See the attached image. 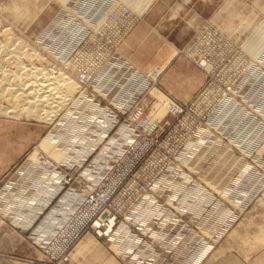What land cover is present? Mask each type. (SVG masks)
<instances>
[{"label":"rangeland","instance_id":"obj_1","mask_svg":"<svg viewBox=\"0 0 264 264\" xmlns=\"http://www.w3.org/2000/svg\"><path fill=\"white\" fill-rule=\"evenodd\" d=\"M126 1L128 2V0H70L63 4L58 0H29L27 2L30 7L26 5L27 3L24 7L21 0H0V42L4 41L3 39L6 40L5 32L12 33L11 35L17 43L16 48H20L24 52V55L20 57V61L24 62V65H29V68L35 65L37 69L53 68V75H58L64 69L65 71L62 72L73 79L77 85L75 97L69 99L66 106L64 105L57 112L59 115L57 114L52 120L46 121L23 113L17 102L9 98V90L8 94L0 96V167L3 173L0 181V193L3 190H10L9 193L12 191L14 179L19 176L17 172L25 162L35 163V158L39 159L38 163L33 165L35 168L42 167V163L39 162L43 160L51 163L50 153L39 147L41 142L49 136L50 139H54H52L53 143L56 144L64 135L76 134L71 137L72 141L77 144L74 145L76 148L70 149L71 152L65 159L67 162L61 163L63 166L60 165L62 168H59L60 174L63 175L61 177H65L63 171L66 166H71L74 173L83 172L93 156L103 148L102 145H99L107 143L115 135L120 126L116 125L118 114H124L139 107L138 109L145 110L146 114L150 116L152 105L162 95L177 104L192 108L193 113L202 105L199 109L204 108L205 112L201 116V122L207 126L204 146L197 151H188V163H190L188 164V196H178L180 202H177V205L178 203L183 205L182 210L155 214L156 222L161 223L163 227L160 229L166 231L161 237L165 244L158 242L156 245L163 250L161 251L163 254L168 255L169 260L173 257V250L169 249L167 245L176 246L180 233L188 238L184 236V240L179 243L181 246L174 256L175 261L174 259L165 261L164 257L161 255L158 257L154 252L152 257L157 256L158 262L153 260L151 264H160V262H162L161 264H193V258L183 256V254L188 249V242H194L197 237H200L199 240L204 239L207 243L213 242L208 253L199 260V264H209L219 254L227 252L235 253L246 264L247 262L256 264L260 258H264V43L259 46L260 50L256 52L257 55L255 52L251 54L248 51H250L249 48L254 39L261 37V42H264V0H144L147 6L143 0H139L140 2L137 4L141 2L143 4L139 10L137 7L135 10L133 9L135 8L134 0L129 5L124 4ZM34 12L37 13L33 15ZM56 13L57 16L49 23ZM15 14L21 17L18 18ZM41 17L43 18L40 19ZM234 19L235 21H230ZM231 22L232 24H230ZM167 46L178 51L176 56L166 65H161L158 59L151 63L156 51ZM13 48L12 50H14ZM120 50L124 56H120ZM30 51L38 55L34 58L36 60L25 56V52L30 53ZM120 57L134 59L139 67L146 68L144 70L157 68L155 74L160 77H157L155 87L150 88L151 84L147 83V88L150 89L146 90L140 98L129 101H124L123 97H119V94H123L120 84L115 87V84L111 85L113 78L109 76L104 78L103 87L107 89L111 97L101 94V98L106 101L96 100L98 97L91 94L88 99H93L91 100L93 104L98 102L111 109L114 115L112 124L114 129L106 141L102 142L103 138H98L96 145H93L88 155L78 157L76 150L83 149V145L79 146V142H85L86 139L78 136L79 132L75 124L77 121L71 119L75 118L73 109L80 93L82 81L90 76L97 78L96 75L99 71L110 69L111 63L115 64L121 61ZM40 58L43 61L40 62ZM67 64L70 67L73 65L72 67L79 72L89 67L90 70L89 73L82 75V79L77 75L78 73L71 71ZM149 64H152L153 68L147 66ZM6 65L0 63V66L7 70L6 74L2 73L3 77L8 75L9 71H16V67H13L16 64L10 63L9 65L8 62L10 67ZM134 65L137 69L142 70L136 64ZM117 69L119 70L118 78L121 79L120 71L124 67L122 65L120 69ZM112 71L117 72L114 69ZM35 72L37 76L32 75L35 76L32 78L38 80L36 77L39 76V72L37 70ZM23 76V79L25 77L27 79L26 75ZM92 78L89 81L91 83L95 82ZM40 79L41 75L38 81ZM2 82L1 79L0 84ZM211 93L212 100L209 101L207 98L209 106H206L207 102L204 98ZM221 95L223 96L220 97L222 100L219 103L217 100L215 102L214 97ZM151 96L154 97V100L147 98ZM123 102H126L127 106ZM223 102L228 107L219 109L218 106ZM14 106H18V108ZM1 110L10 111L4 113L5 111ZM19 110L20 113L22 112L21 114ZM38 112L37 110L36 113ZM43 112L42 114H45ZM165 116L168 117L167 112L163 118H166ZM230 122L231 125L228 126L227 124ZM200 125L201 123H188L190 138L197 139V128ZM65 126L69 127L65 129ZM72 126H75L76 129L74 130L75 127ZM86 138L88 139V137ZM98 147L100 149L93 153ZM161 148L163 150L160 149L157 153L166 155L168 150L164 147ZM164 167L165 170L169 169V163H164ZM138 168L139 166L134 169V172ZM240 186H242L243 192L238 196H233L234 190ZM62 190L65 189L62 188ZM62 190L53 198L51 205L49 204V207L43 211H38L35 208L37 206L29 204L28 201L24 204L25 206L17 208V210L22 208V211L15 210V213L11 215L8 212H3L2 209L14 196L8 195L5 199L0 200V230L9 225L12 230L23 235L27 246L34 253L26 264H132L131 261L118 256L114 252V244L111 241H105L108 240L105 237H98L92 228L88 229L89 233L72 251V260L69 263H61V261L50 263V257L45 254L44 244H41V239L38 240L36 232L46 223L50 208L53 209L67 193ZM27 204L29 206H26ZM224 207L229 209L228 214L232 218H225L227 225L215 230L213 228L219 222V218L215 217V214ZM122 213L125 215L122 216L124 221L131 220L138 223L134 220L137 212L122 211ZM179 214H182L184 219H180ZM157 227L156 224V229ZM146 228L142 229L146 230ZM151 229H154V226ZM259 237L261 238L259 239ZM88 240L90 243L92 242V251L83 248L82 244Z\"/></svg>","mask_w":264,"mask_h":264},{"label":"bare ground","instance_id":"obj_2","mask_svg":"<svg viewBox=\"0 0 264 264\" xmlns=\"http://www.w3.org/2000/svg\"><path fill=\"white\" fill-rule=\"evenodd\" d=\"M21 1L23 4L22 6H24V7H26L25 6L26 3H27L26 5L29 4L27 2L29 0H27V1L21 0ZM58 1L64 4L67 1L69 2L70 0H58ZM134 1H135L133 3V6H135V8H133L134 10L136 9V7L138 8V10L140 9V7L141 8L143 7L142 2L140 4H137L140 1L139 0H134ZM132 2H133V0H128V2L126 1V3L124 2V4L129 5ZM143 3L145 4V1ZM122 4H123V2L121 3V5ZM118 6H120V5H118ZM229 6H231V5H229ZM23 8H22V10H23ZM41 8H43V7L41 6ZM144 9H146V8H144ZM114 11H116V10H114ZM140 11H139V13H140ZM37 12H34L33 15H35V13H37ZM57 13L49 21V23L57 16ZM110 13H111V10H110ZM121 14H123V13H121ZM15 15H17L18 18L23 16L20 13H19V15H21V16H19L18 14H15ZM36 17H39V16H36ZM42 18L43 17H41L40 19H42ZM107 18H106V20H107ZM32 20H33V18H32ZM36 20H35V22H36ZM243 20L245 21V19H243ZM37 21H39V19ZM230 21H235V19L230 20ZM244 21H243V24H244ZM248 21H249V18H248ZM240 22L242 23V21H240ZM230 24H232V22ZM223 26H224V24H223ZM238 29H239V27H238ZM238 33H240V32H238ZM5 34L6 35H4V36L6 37V40L3 39L4 41L0 42V63L2 62V64H7V65H8V62H9V65H10V63L16 64V66L15 65L13 66V67H16V71H9L7 73L8 75H5V77H3L4 75H2V73L6 74L7 70L4 69L3 66L2 67L0 66V73H1L0 74V81H1V79L3 80V82H2L3 84L2 83L0 84V89H1L0 90V96L8 94V90H9V95H8L9 98L12 101L17 102V105L20 107L19 109L21 111H23V113H25L26 115H29V116H35L37 119H40V120L43 119L44 121L52 120L53 117L58 114L57 112H59L62 109V107L67 103V101L69 99H72L74 94L77 92L76 83L73 81V79H71L69 76H67L65 73L62 72L64 69L61 71L59 70L60 72L58 73V75H53L52 74L53 68L47 69V68L43 67L42 69H40V68L37 69L35 67V65H33L34 67H31V68L28 67L29 65L28 66L24 65V62L22 63V61H20V59H21L20 57H21V55H24V52L20 48H16L17 43H16V40H14V37H12V35H11L12 33L10 34L9 32H5ZM233 34H234V32H233ZM254 35H256V34H254ZM4 36H2V37L4 38ZM260 38H256L252 41V43H251L252 45L250 46V48H249L250 51H248V53L250 52L251 54H254V52L256 53L257 51L260 50L259 46L261 45V43H264V42H261ZM247 42H248V40H247ZM247 42H246V44H247ZM19 45H21V44H19ZM18 47H20V46H18ZM12 48L14 50H12ZM21 48L23 49V47H21ZM261 48H262V46H261ZM245 49H247V48H245ZM177 52L178 51L176 49H174L170 46L164 47V48L160 49L159 51H156V53L154 54V59L152 60L151 63H154L158 59L160 61L159 63H161V65L162 64L166 65L176 56ZM25 53H26L25 56L27 55V57L31 60L34 59L35 56L38 57V55L31 53V51H30V53L29 52H25ZM261 53H262V50H261ZM119 54H120V56H124L122 53V50H120ZM256 55H257V53H256ZM254 58H257V57H254ZM40 59L41 60L38 59L40 62L43 61L42 58H40ZM120 59H121V61H118L115 64L111 63L110 69H104L102 71H99V73L96 75L97 78H92V76H90L89 78L87 77L84 81H82V85H81L80 90H79L80 93L78 95V98L76 99L77 101L75 103V108L73 109V112H75V114H74L75 118L71 119V120H75V122L77 121V123H75V124H76L78 132H79V133L77 132L78 136L84 137V139H86L85 142H82V143L79 142V144H80L79 146L83 145V149H77L76 150L78 157H83V156H85V154L88 155L90 153V151L92 150L93 145L94 146L96 145V141L98 140V138L102 137L104 140L105 137H108L111 129H113L112 124H113V120H114V115H113V112L111 111V109L107 105L102 106L97 101H96L97 102L96 104H93V102L91 101L93 99H88V96L91 94H93L97 97H102L103 94L108 95V96L111 95L108 93L107 89L103 87L102 82H103L104 78L109 76V77L113 78V81H111L112 82L111 85L115 84L114 86L117 87L120 84L122 86L121 88H123V94H119L120 95L119 97H123L124 101H129V100H132L135 98L136 99L140 98L145 93L146 90L148 91V89H150L151 87H155L157 84V77L158 76H157V74H155V72L157 71L156 70L157 68H155L153 70H144L146 68L142 69L141 67H139V65H137V63L135 62L134 59H129V58L124 59V57H120ZM34 60H36V59H34ZM134 64H136L142 70L134 67L135 66ZM122 65H123L124 69L122 71H120L121 79H119L118 78L119 70L117 68L120 69ZM151 65L149 64L147 66L150 67ZM67 66H68V64H67ZM72 66L71 67L68 66V68L70 67L71 71L78 73L77 75H79V77H82V75H84V73H89V70H90V67H89V68L82 69L81 72H79L78 70H76ZM154 67H155V65H154ZM33 68L35 69V71L37 70L39 72V76L41 75L40 81H38L39 76L36 77V78H38V80L33 79L35 76H32V75L37 74L35 71L34 72L36 74L33 72ZM68 68H67V70H69ZM78 68H81V67H78ZM112 69L117 70V72H113ZM10 70H13V69H10ZM96 70H98V69H96ZM54 71H55V69H54ZM32 73H34V74H32ZM23 75H26L27 79H25L26 77L23 79L22 78ZM28 77H29V79H28ZM159 77H160V75H159ZM91 78L94 79L95 82H92V83L89 82L91 80ZM14 79H17V80H14ZM82 79H83V77H82ZM232 82H234V81H232ZM147 83L151 84L150 88H147ZM99 88H100V91H99ZM101 94H102V96H101ZM146 96H149V95H146ZM153 96L147 97V98L154 100ZM211 97H213L212 93L208 97H205L204 100H206V102L208 100L211 101L212 100ZM220 97H223V96L222 95L221 96H215L214 97L215 102L217 100V102L219 103V101L222 100V98H220ZM207 98H208V100H207ZM102 99L104 101H106L104 98H102ZM155 99L157 100L158 98H155ZM84 101H86V102H85V104H83L84 105L83 106L82 103ZM109 103H111V102H109ZM109 103H107V104H109ZM123 104L127 106L126 102H123ZM202 104H203V102H202ZM18 106L17 107L14 106V107L18 108ZM152 106H153L152 107V114L151 115L149 114L150 116H148L146 114L145 110L143 111V110L138 109L139 107L138 108L136 107L137 109L131 110L130 120L122 123L119 126L115 135L111 139H109V141L107 143H105V144L101 143L100 144V146L102 145V147H103V148H101V151L92 158L93 162L91 161L92 159L90 160L89 163H91V162L92 163L87 167V169H85L83 172L80 173L82 175V177L86 178V188H89L91 190H95L97 188L102 189V191H103L102 197L97 201L96 205L94 207H88L86 209H83L82 211H79V212L74 214L75 202L78 201L81 197L84 198V204L86 206H91L93 203H95V199L93 198V196H89V195H85V194L82 196V194L84 192V188H79V189H76L74 191L72 190V192H70V193H66L59 200L58 204L53 209L50 210V212L48 213L47 219H46V223L36 232L38 240L41 239L42 240L41 244H44L45 254L48 255L50 258L59 256L62 253L63 249H65L66 246H68L71 243V241L73 239H75L77 236H78L79 240L74 245V248L80 243V241L84 238V236L87 233H89V231L86 230L87 222L89 221L90 217L94 214L95 208L100 207L101 205H103L105 203V201L113 193V190L116 188V184L119 183L122 180V178L125 176V174L128 172V170H130L132 168L135 161H137L142 156V154L145 151H147L153 145V139L156 136L155 131L165 129L167 126L171 125V122L173 124L174 120L176 119V113L178 114V113H180V111H182V110L185 111L187 109V107H184L183 105L177 104V103L171 101L169 98H166V97L164 98L163 95H162V97H160V99L155 101L154 105H152ZM201 106L202 105H200L196 109L195 113L192 112V108H191V112L190 113L188 112V114H186L184 116V118L178 123L176 128L172 131V133L169 137L170 140L162 141L160 143V145L155 150L156 152L154 151L153 154L148 158L147 162H145L143 164V167L140 170V172L137 174L136 178L133 181H131V183H129L127 185V187L124 189V191L120 195H118L116 197V199L113 203L114 209L117 211H120V212H122V211H129V212L136 211L137 216L135 217L134 220L138 222V223L132 222L131 220L124 221L123 225L120 228H118L117 232L114 233L109 238V240H105V241H111L114 244V247H115V248L113 247L115 249L114 252L118 256H121V258H123V255H122L123 252H125L127 249H131V248L135 247L138 244L137 240L140 241L138 238H135V237H133L134 239L131 238V236L134 235L133 229H132V226H133L132 223H135L138 226H142L141 228L145 229L146 227H148L149 224L156 222L157 217H155V214L157 213V210H155L153 208L152 201L157 196L163 195L166 189L170 190L169 191L170 194L165 197V203H167V204H169V202L171 200L175 199L178 196L179 197L180 196H183V197L188 196V190H189L188 189V182H189L188 181V179H189V177H188V164H190V163H188V151H192V150L197 151L198 149H201L204 146V137H205L206 127H207V126H204L201 122V116L205 112L204 108L199 109ZM206 106H209L208 102H207ZM0 107H1V105H0ZM218 107H219V109H221V108L228 107V105H225V103L223 102ZM15 108L13 109V111L15 110ZM16 110H18V109H16ZM20 110H19V113H20ZM37 110L39 111L38 113H36ZM1 111L4 112L5 110L4 111L1 110ZM6 111L9 112L10 110L9 111L6 110ZM6 111L4 113H6ZM41 111L42 112L44 111L43 113H45L46 115L42 114ZM166 112L168 113V117L165 116L166 118H163V116H164V114H166ZM222 112H224V111H222ZM228 117H229V115H228ZM69 120H70V118H69ZM68 122H70V121H68ZM188 123H201L200 127L197 128V139H193V138H190L188 136ZM75 124L73 123V125H75ZM116 125H118V123H116ZM227 125L230 126L231 122ZM67 127H69V126H67ZM67 127L65 126V129ZM72 127H75V126H72ZM73 129L75 130L76 127ZM68 131H70V129ZM229 131H230V129H229ZM207 132H208V129H207ZM75 135H76L75 133L74 134L70 133L68 135H64L59 140V142H56V144L53 143L54 139L53 138H52L53 140L50 139V136L41 142L39 147L42 150L47 151V153H50L51 156L50 155L49 156L51 158V163L47 162L46 160H43L42 162H39L40 164L42 163V167L35 168L33 165L35 163H38V161H39V159L35 158V163L27 161L23 164V166L17 172V174L19 176L14 179V186H12V188H11L12 191L9 193L10 190L9 191L3 190L0 193V200L5 199L8 195L14 196V197L10 198V201H8L7 205H4V208L2 209L3 212H5V213L8 212L11 215L13 213H15V210L20 212V210L22 208L18 209V210H17V208L25 206L24 204L28 201H29V204L36 205L37 207H35V208H37L38 211H43L48 207V205L51 203L53 198L62 190V188L64 189L63 179L65 177H61L63 175L60 174L59 168L60 167L62 168V166H63L62 164L67 162V160H65V159L70 154V152H71L70 149L72 150L73 147H75L74 145H77L71 139V137L75 136ZM86 137H88V139L90 141ZM80 139H82V138H80ZM77 143H78V141H77ZM161 147H164L168 150V153L166 155H160L157 153L158 150L162 149ZM203 150H205V149H203ZM170 157H173V160L169 161L170 162V164H169L170 168L169 169L166 168L167 170H165L164 169L165 168L164 162L168 161ZM189 162H190V160H189ZM31 164H32V166H31ZM53 164H55V166H53ZM165 164H167V163H165ZM198 164H200V163H198ZM60 165H62V166H60ZM182 168L185 171L182 170ZM61 173H62V170H61ZM63 173H64V171H63ZM158 173H161V174H158ZM156 174H158L157 177H155ZM205 175H207L206 172H205ZM104 176H105V179L102 182V187H99L97 185V181L100 180L101 178H103ZM193 183H192V185H193ZM140 185L143 187H149V190H144V192H143L144 197H140V194L142 193V191L139 189ZM218 185H220V184H218ZM189 186H190V184H189ZM217 189H215L216 192H217ZM15 190H17V192L14 193ZM192 190H194V189H192ZM241 192H243L242 186H240L239 188L234 190L233 196H235V195L238 196V194ZM15 197H16V199H14ZM133 197L139 199V202H133ZM181 200H183V199H181ZM184 204H185V202H184ZM26 206H29V205L27 204ZM182 206L180 203H178V205L176 204V209L173 208V210H177V211L180 209L182 210ZM192 206H194V205H192ZM220 210L223 212L218 211L216 214L214 213L215 217L219 218V222L213 228L215 230H216V228H223L224 226H226L227 225V222H226L227 219L225 220V218L230 217L229 216L230 214H228L229 209L224 207V208H221ZM168 211H172V210H168ZM187 212H188V210H187ZM226 212H227V214H226ZM231 218L232 217H230L229 219H231ZM175 222H177V221H175ZM144 223H146V224H144ZM168 223L170 224V222H168ZM211 232L214 233L215 231H211ZM165 233H166V231H165ZM146 234L147 233H145V235ZM185 237H187V236L185 235ZM199 238L200 237H197L196 239H194V242H188L189 243L187 246L188 249L186 251L184 250L185 254H183V256H189V258H193V260H194L193 264H197L199 262V260L202 257H204V255H206L208 253V249L211 248L212 243H213V242L207 243V242H205L204 239L199 240ZM260 238L261 237H259V239ZM135 239H137V240H135ZM91 243L89 242V240L85 241L82 244L84 250L92 251V249H91L92 244ZM139 245H140L139 249L141 251L137 255V261H139L141 259H147V261H148V259H150V257H152L154 255L155 251L150 253V254L146 253V251L148 250V247H147L145 240L143 242H141ZM196 245L199 247H197ZM253 245H254V243H253ZM111 247H112V245H111ZM74 248L72 251H74ZM72 251L70 252L69 260L67 262L61 261V263H69L72 260V254H73ZM174 261H175V259H174ZM156 262H158V261H156ZM161 263L162 262H160V264Z\"/></svg>","mask_w":264,"mask_h":264},{"label":"built area","instance_id":"obj_3","mask_svg":"<svg viewBox=\"0 0 264 264\" xmlns=\"http://www.w3.org/2000/svg\"><path fill=\"white\" fill-rule=\"evenodd\" d=\"M96 100H103V99L101 97H98ZM190 110H191V108L187 107V109L185 111L182 110V111H180V113H178V114L176 113V119L174 120L172 125L167 126L163 130H156L155 131L156 136L153 139V145L147 151H145L137 161H135L132 168L130 170H128V172L125 174V176L122 178V180L116 184V188L113 190V193L105 201V203L103 205H101L100 207L95 208L94 214L90 217L89 221L87 222L86 230L92 228L93 230H95L98 237H105L108 240L114 233L117 232L118 228H120L123 225L124 220H123L122 216H125V215H124V213L114 209L113 203H114L116 197L118 195H120L124 191V189L127 187V185L129 183H131V181H133L136 178L137 174L141 170L142 165L145 162H147L148 158L153 154V152L157 149V147L160 145V143L162 141H167L169 139L172 131L176 128L178 123L184 118V116L186 114H188V112ZM130 112H131V110L124 113V114H118L117 123L119 125H121L122 123L130 120ZM113 129H111V131L109 132V135ZM106 140H107V137H105L102 142H104ZM99 149L100 148L98 147L96 150L93 151V153H96ZM172 160H173V157H170L169 160L164 162V163L170 164L169 161H172ZM91 161L93 162V159ZM91 163H89L88 166ZM138 166H139L138 170L136 172H134V169H136ZM182 170H184V169L182 168ZM64 173H65V178L63 179V183H64V189L65 190H62V192L70 193V192H72V190L74 191V190L79 189V188H84V192H83L82 196L85 194V195L93 196V198L95 199V203H93L91 206H86L84 204V198L81 197L78 201L75 202L74 214L79 212V211H82L83 209H86L88 207H94L96 205L97 201L102 197V194H103L102 189L97 188L95 190H91L89 188H86V178L82 177V175L80 174L81 172H79V171L77 173H74L71 166H66L64 168ZM104 179H105V176L97 181V185L99 187H102V182ZM139 189L142 191V193L140 194V197H144L143 192H144V190H149V187H143L140 185ZM169 191L170 190L166 189L163 195L157 196L152 201L153 208L155 210H157V213L159 215L164 214L168 210H173V208L176 209V204L179 201V197L171 200L169 202V204L165 203V197L170 194ZM133 202H139V199L133 197ZM51 209H52V207L50 208V210ZM134 212H136V211H134ZM180 215H181V217H180ZM179 218L184 219L182 214H179ZM156 224L158 225L157 229H156ZM132 225H133L132 229H133L134 235L131 236V238L134 239L133 237H135V238H138L140 241L135 239V240H137L138 244L135 247H133L131 249H127L125 252L122 253L123 258L125 260L127 259V260L131 261L132 264H151L153 262V260L158 261V257L160 255L162 257H164L165 261H170V260L174 259L175 254L177 253V251L179 250V248L181 246V244H179V243L184 239V236H185L183 233H180L178 236V245H176L174 247H170L169 245L166 244L169 249L173 250V252H172L173 257H172V259L169 260L168 255L165 253L163 254L161 252L163 250L159 249L156 245V243H158V242L161 244H165L161 240V237L165 234V232L161 230L163 228L161 223L154 222L153 224H149L148 227L146 228V230L142 229L141 228L142 226H138L135 223H132ZM152 226H154V229H151ZM145 233H150V234L145 235ZM34 234H35V232H34ZM78 240L79 239L77 236L75 239H73L71 241V243L68 246H66L65 249H63L62 253L59 256L50 258V261H51L50 263H53L56 261L57 262L58 261L67 262L69 260L70 252L73 250L74 245L77 243ZM144 240H145L147 247H148V250L146 251V253L150 254V253L155 251L157 256H158V257L156 256V257H152V258L148 259L149 262L145 261L147 259H141V260L137 261V255L141 251L139 249V246H140L139 244L141 242H143Z\"/></svg>","mask_w":264,"mask_h":264},{"label":"crops","instance_id":"obj_4","mask_svg":"<svg viewBox=\"0 0 264 264\" xmlns=\"http://www.w3.org/2000/svg\"><path fill=\"white\" fill-rule=\"evenodd\" d=\"M2 174L0 167V181ZM33 254L22 234L12 230L9 225L0 230V264H26L33 257ZM241 260V257L235 253L227 252L219 254L209 264H246ZM257 262L256 264H264V258H260Z\"/></svg>","mask_w":264,"mask_h":264}]
</instances>
